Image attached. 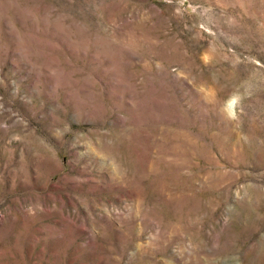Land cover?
<instances>
[{
	"label": "rangeland",
	"instance_id": "obj_1",
	"mask_svg": "<svg viewBox=\"0 0 264 264\" xmlns=\"http://www.w3.org/2000/svg\"><path fill=\"white\" fill-rule=\"evenodd\" d=\"M0 264H264V0H0Z\"/></svg>",
	"mask_w": 264,
	"mask_h": 264
}]
</instances>
